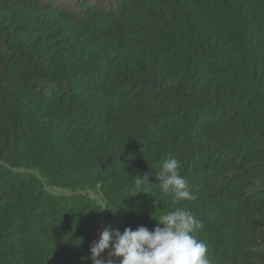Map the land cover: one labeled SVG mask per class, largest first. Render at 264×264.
Here are the masks:
<instances>
[{
  "label": "trees",
  "instance_id": "16d2710c",
  "mask_svg": "<svg viewBox=\"0 0 264 264\" xmlns=\"http://www.w3.org/2000/svg\"><path fill=\"white\" fill-rule=\"evenodd\" d=\"M177 208L211 264H264V0H0V264H92Z\"/></svg>",
  "mask_w": 264,
  "mask_h": 264
},
{
  "label": "clouds",
  "instance_id": "9594fccd",
  "mask_svg": "<svg viewBox=\"0 0 264 264\" xmlns=\"http://www.w3.org/2000/svg\"><path fill=\"white\" fill-rule=\"evenodd\" d=\"M179 167V160L169 156L156 175L160 191L170 195L173 203L193 198ZM135 184H150L148 174L137 175ZM155 220L157 225L152 230L139 226L121 232L111 225L105 226L90 246L88 259L92 264H211L208 246L194 235L203 224L191 212L177 208Z\"/></svg>",
  "mask_w": 264,
  "mask_h": 264
}]
</instances>
